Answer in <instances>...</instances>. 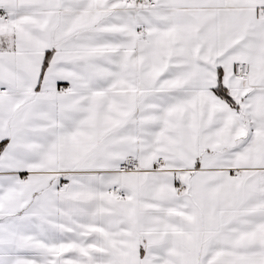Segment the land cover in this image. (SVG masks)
Returning a JSON list of instances; mask_svg holds the SVG:
<instances>
[{
	"label": "snow or ice",
	"instance_id": "obj_1",
	"mask_svg": "<svg viewBox=\"0 0 264 264\" xmlns=\"http://www.w3.org/2000/svg\"><path fill=\"white\" fill-rule=\"evenodd\" d=\"M0 264H264V0H0Z\"/></svg>",
	"mask_w": 264,
	"mask_h": 264
}]
</instances>
